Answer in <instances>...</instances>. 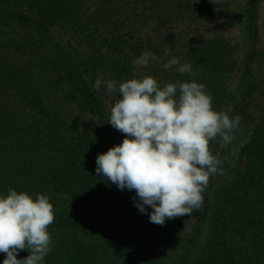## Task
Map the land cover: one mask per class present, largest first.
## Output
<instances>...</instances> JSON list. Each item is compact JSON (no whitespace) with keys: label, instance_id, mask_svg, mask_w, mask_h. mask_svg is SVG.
<instances>
[{"label":"trees","instance_id":"obj_1","mask_svg":"<svg viewBox=\"0 0 264 264\" xmlns=\"http://www.w3.org/2000/svg\"><path fill=\"white\" fill-rule=\"evenodd\" d=\"M262 1L0 0V195L49 196L53 245L43 264H264V108L252 114L264 81ZM144 51L160 62L136 65ZM171 57L190 63L191 75L162 69ZM144 75L202 83L214 110L241 118L229 144L210 142L223 171L209 178L200 207L163 225L134 207L135 190L95 171L97 154L126 134L108 124L119 94L93 83Z\"/></svg>","mask_w":264,"mask_h":264},{"label":"clouds","instance_id":"obj_2","mask_svg":"<svg viewBox=\"0 0 264 264\" xmlns=\"http://www.w3.org/2000/svg\"><path fill=\"white\" fill-rule=\"evenodd\" d=\"M150 62H160L150 51L134 61L140 67ZM174 65L177 72L191 75L192 65L179 63L177 57L161 67ZM92 87L119 94L110 107L108 124L126 134L118 145L97 154L96 173L120 190H135L134 207L151 223L163 225L199 208L209 178L223 171L222 159L209 150V142L219 136L229 144L240 116L214 110L205 85L194 80L161 85L144 75L117 85L98 76ZM53 220L47 194L9 188L7 195H0V253L5 254L0 264H43L53 245L48 230ZM25 249L29 254L18 259Z\"/></svg>","mask_w":264,"mask_h":264},{"label":"rangeland","instance_id":"obj_3","mask_svg":"<svg viewBox=\"0 0 264 264\" xmlns=\"http://www.w3.org/2000/svg\"><path fill=\"white\" fill-rule=\"evenodd\" d=\"M259 28H260V35L262 40H264V0L262 1L261 4V9L259 12ZM225 35V37L227 39H229L231 41V45L236 44L237 42V36L234 33H229V32H224L223 33ZM238 51V50H237ZM237 55V58H240V54L239 51L238 53H235ZM238 67H240V65H238ZM241 68V67H240ZM241 69H235L231 75L230 78L228 80L229 82V87L233 88L235 86V83L238 82L239 77L241 75ZM109 107H110V103H109ZM264 108V81H262L260 88L258 89L256 95H255V100L252 106V114L253 116H256L257 112H259L260 110H262ZM215 140V138L213 139ZM213 140H211L210 142H213ZM243 141L245 140H241L239 143L240 145H242ZM209 142V147H211V144ZM237 166V158L233 157L232 162L228 168V170L225 172L224 174V181H227L229 179V177L232 175L233 171L236 169ZM211 222H212V213L208 214V219L205 222L204 226L202 227L201 230V241L202 240H206L207 236L209 235L210 232V227H211ZM98 230H101L99 228H97ZM153 252H160L159 249L156 250H152Z\"/></svg>","mask_w":264,"mask_h":264}]
</instances>
